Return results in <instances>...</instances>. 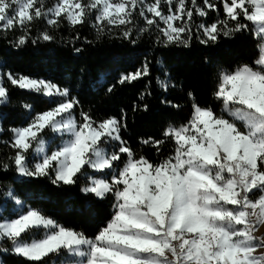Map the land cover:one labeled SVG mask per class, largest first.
<instances>
[{
    "label": "snow or ice",
    "instance_id": "obj_1",
    "mask_svg": "<svg viewBox=\"0 0 264 264\" xmlns=\"http://www.w3.org/2000/svg\"><path fill=\"white\" fill-rule=\"evenodd\" d=\"M212 13L217 18L208 23ZM41 23L33 37V25ZM62 23L91 24L97 39L115 31L131 44L134 32L154 34L153 44L163 48H190L193 39L211 48L247 33L255 55L232 68L203 59L215 73L210 102L166 70L154 77L147 56L135 71L119 74L106 95L117 84L145 85L132 104L133 118L150 111L154 96L176 113L187 112L158 137L140 138L154 159L125 139L127 109L97 118L67 86L0 70V106L11 102L12 88L47 97L50 105L33 115V105L21 101L26 123L0 127L10 149L0 158V174L78 186L111 208L89 236L26 205L5 184L0 253L18 264H264V238L255 235L264 224V0H0V35L13 36L18 49L54 42ZM173 92L180 95L172 98Z\"/></svg>",
    "mask_w": 264,
    "mask_h": 264
},
{
    "label": "trees",
    "instance_id": "obj_2",
    "mask_svg": "<svg viewBox=\"0 0 264 264\" xmlns=\"http://www.w3.org/2000/svg\"><path fill=\"white\" fill-rule=\"evenodd\" d=\"M54 2L55 0H46L49 5ZM217 15L218 13H212L207 18L208 23L213 22ZM194 22L200 23L201 18L194 17ZM44 27L42 23L33 25L32 36ZM54 35V42L41 41L19 49L11 43L13 36L4 38L0 35V70L67 86L79 98L84 110H91L92 115L97 118L118 115L121 108L127 109L128 131L124 133V137L138 154L151 159L155 158V153L148 146H141L140 138L149 135L158 137L161 128L174 119H183L187 112L176 113L160 104L154 96L148 100L150 111L138 112L133 118L132 104L138 100L145 85L140 82L134 85L117 84L114 93L106 95V88L115 83L119 74L135 71L147 56L153 61L154 77L160 75L158 69L166 70L173 77L185 80L195 87L201 101L210 102L215 73L211 66L202 62L203 59L209 56L214 63L219 62L226 68H232L239 62L250 63L255 55L253 40L247 33L233 40L222 39L218 46L211 48H205L195 39L190 48H163L153 44L154 34L151 37L149 34L137 37L135 32V44L120 39L115 31L97 39L91 24L73 29L67 23H62ZM86 41L92 43L88 44ZM76 47L82 51L76 52ZM153 57L159 59L161 65H157ZM10 91L11 102L6 107L0 106V127L5 131L26 123L27 113L20 108L21 101L33 105V115L50 107L48 98L38 93H28L19 88H12ZM179 95L180 93L173 92L172 98ZM7 139V135L0 134V158L10 151L3 145V141ZM5 184H13L26 205L40 208L59 224L85 231L89 236L94 235L96 226L105 222L111 212L108 202L98 201L94 197L86 198L80 193L78 186L57 188L46 179L19 177L16 173L9 172L7 175L0 174V199L4 198ZM0 259L6 261V264H18L16 258L2 253Z\"/></svg>",
    "mask_w": 264,
    "mask_h": 264
},
{
    "label": "rangeland",
    "instance_id": "obj_3",
    "mask_svg": "<svg viewBox=\"0 0 264 264\" xmlns=\"http://www.w3.org/2000/svg\"><path fill=\"white\" fill-rule=\"evenodd\" d=\"M258 238H264V224L260 225L258 230L255 232Z\"/></svg>",
    "mask_w": 264,
    "mask_h": 264
},
{
    "label": "crops",
    "instance_id": "obj_4",
    "mask_svg": "<svg viewBox=\"0 0 264 264\" xmlns=\"http://www.w3.org/2000/svg\"><path fill=\"white\" fill-rule=\"evenodd\" d=\"M1 260V259H0Z\"/></svg>",
    "mask_w": 264,
    "mask_h": 264
}]
</instances>
